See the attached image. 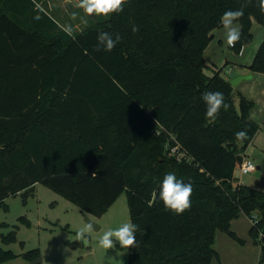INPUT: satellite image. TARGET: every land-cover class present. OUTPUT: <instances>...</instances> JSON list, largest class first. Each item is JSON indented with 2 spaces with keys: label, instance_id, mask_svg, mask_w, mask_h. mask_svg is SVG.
Masks as SVG:
<instances>
[{
  "label": "trees",
  "instance_id": "trees-1",
  "mask_svg": "<svg viewBox=\"0 0 264 264\" xmlns=\"http://www.w3.org/2000/svg\"><path fill=\"white\" fill-rule=\"evenodd\" d=\"M4 1L0 207L42 183L99 216L125 191L138 226L127 264H211L217 231L241 242L230 225L243 214L259 244L256 264H264V191L234 182L258 130L249 116L254 104L221 70L207 75L203 58L227 10L243 8L233 51L251 42L252 22L264 27L259 0H128L122 13L51 37L12 19ZM101 32L119 35L111 52L96 50ZM248 69L264 73V40ZM207 91L223 93L229 105L215 120L205 115ZM169 172L193 188L191 208L181 215L158 196ZM15 239V231L2 238ZM12 256L0 249V262ZM38 256L37 249L24 254Z\"/></svg>",
  "mask_w": 264,
  "mask_h": 264
},
{
  "label": "rangeland",
  "instance_id": "rangeland-1",
  "mask_svg": "<svg viewBox=\"0 0 264 264\" xmlns=\"http://www.w3.org/2000/svg\"><path fill=\"white\" fill-rule=\"evenodd\" d=\"M229 50L234 52L232 48ZM208 63L204 72L209 76L221 69V74L230 81L239 76L238 70L225 68L224 63L219 67L211 65L209 60ZM259 140L246 147L249 159L259 168L242 175L237 165L235 181L264 191V148L261 147L264 143ZM85 214L42 183H36L25 195H10L0 207V249L14 256L0 264H31L33 260H27L24 254L34 249L38 250V258L41 259L38 264H127L128 248L116 243L113 248L104 249L98 244L99 238L109 228L114 229L130 221L126 192H122L101 215H88L96 227L87 223ZM250 225L245 215L237 219L234 228L241 242L218 231L214 244L218 255L211 264H256L260 248L249 235ZM81 229L85 231V238L77 239V232ZM12 231H15L16 239L4 242L3 236ZM73 241L81 244L71 247L70 242Z\"/></svg>",
  "mask_w": 264,
  "mask_h": 264
},
{
  "label": "crops",
  "instance_id": "crops-1",
  "mask_svg": "<svg viewBox=\"0 0 264 264\" xmlns=\"http://www.w3.org/2000/svg\"><path fill=\"white\" fill-rule=\"evenodd\" d=\"M76 2L77 0H72V3L66 4L64 0H5L4 5L12 19L45 37L54 36L59 29L68 34L69 32L73 34V31H70L71 29L80 30L98 20L107 18L103 16H86L82 10L74 7ZM73 12L79 13L76 19L72 18L71 14ZM234 26L239 29V22L235 21ZM251 32L253 34L251 42L245 44L239 53H234L229 50L231 46L227 43L224 27L213 29L211 32L212 39L203 52V58L206 67L209 64V60L211 65L219 67L221 63H224L225 68L229 67L232 70H238L237 75L239 76L250 75V79L240 81L235 88L254 104L249 112L250 118L258 125V130L251 140L253 145L259 139V141L264 143V73L251 72L248 66L252 62L260 43L264 40V27L253 21ZM224 58L225 61H223ZM224 77L230 80L226 76ZM260 134L261 136H259ZM261 147L264 148V145ZM245 155L246 157L249 156L247 149L245 150ZM256 168L258 169L259 167ZM237 219L231 221L230 228L238 236L234 228ZM217 233L218 231L215 239Z\"/></svg>",
  "mask_w": 264,
  "mask_h": 264
},
{
  "label": "clouds",
  "instance_id": "clouds-1",
  "mask_svg": "<svg viewBox=\"0 0 264 264\" xmlns=\"http://www.w3.org/2000/svg\"><path fill=\"white\" fill-rule=\"evenodd\" d=\"M128 0H77L74 7L83 11L86 16H103L108 17L113 14L122 13L124 5ZM64 3H72V0H64ZM259 10L264 15V0H259ZM72 18L76 19L79 13L73 12ZM243 16V8L237 10L225 11L221 18V24L226 30L227 43L231 47H235L236 43L241 39V33L234 22ZM82 18V17H81ZM132 31L138 32L139 28L133 26ZM71 35V32H69ZM120 37L117 34L113 39L112 35L108 32H101L97 36L96 50L101 49L106 52H111L119 42ZM202 101L206 105V117L210 120H215L221 108L227 110L229 107L225 103L223 93L219 91H207L201 95ZM247 133L240 131L236 133L238 140H243ZM95 175V173H93ZM193 188L191 183H185L177 179L175 173L169 172L164 175L159 189V199L162 201L166 210L171 211L176 215L183 214L186 210L191 208V196ZM138 226L131 221L122 223L117 228H109L99 238L98 244L101 248L111 249L116 243L123 248L135 247L136 245V232ZM85 231L81 229L77 232V239H84Z\"/></svg>",
  "mask_w": 264,
  "mask_h": 264
},
{
  "label": "built area",
  "instance_id": "built-area-1",
  "mask_svg": "<svg viewBox=\"0 0 264 264\" xmlns=\"http://www.w3.org/2000/svg\"><path fill=\"white\" fill-rule=\"evenodd\" d=\"M178 146H175L172 148V152H176L178 150ZM256 169L255 164L253 163L252 160H250L248 157H246L245 152L242 155V161L239 164V171L240 173L246 174V173H250L252 171H254ZM256 221V218L253 217L252 219V223H254Z\"/></svg>",
  "mask_w": 264,
  "mask_h": 264
},
{
  "label": "water",
  "instance_id": "water-1",
  "mask_svg": "<svg viewBox=\"0 0 264 264\" xmlns=\"http://www.w3.org/2000/svg\"><path fill=\"white\" fill-rule=\"evenodd\" d=\"M247 79H250V75H247V76H238V77H236L235 79H233V80H231L230 82H231V84L233 85V86H236L240 81H242V80H247ZM85 218H86V221H87V223L90 225V226H92V227H96V225L92 222V220L89 218V216H88V214H85ZM40 258H36V259H34L33 261H32V263L31 264H38L39 262H40Z\"/></svg>",
  "mask_w": 264,
  "mask_h": 264
}]
</instances>
